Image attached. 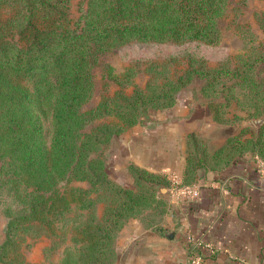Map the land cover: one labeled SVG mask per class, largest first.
I'll return each mask as SVG.
<instances>
[{
	"label": "trees",
	"instance_id": "16d2710c",
	"mask_svg": "<svg viewBox=\"0 0 264 264\" xmlns=\"http://www.w3.org/2000/svg\"><path fill=\"white\" fill-rule=\"evenodd\" d=\"M65 1L0 0V5H18V18L24 21L20 31L28 39L22 45L7 39L6 34L0 37V195L11 193L19 203L16 213L9 214L6 237L0 243V261L7 264H29L12 257L15 219H42L58 209L59 201L74 203L65 210L84 205L82 197L75 203L76 199L65 194L45 195L68 179H87L92 186L79 190L89 196L83 207L86 214L80 213L85 217L80 228L82 243L67 247L60 264H114V239L119 230L132 217L151 222L156 212L163 211L167 198L158 194L157 185L168 186L169 178L130 165L133 183L124 185L110 177L106 155L99 153L100 149L141 121L144 110L174 104L179 89L191 80L203 81L204 95L220 94L223 98L212 106L216 121L224 119V114H218L220 106L231 101L242 108L251 104L254 111H264V85L257 69L264 62L261 41L251 44L233 65L189 67L175 79L150 81L147 91L136 90L115 105L118 122L83 130L98 113L111 111L106 103L89 111L81 109L93 89L97 53L130 40L215 42L220 37L218 18L227 0H88L78 30L58 26L57 13L65 17ZM24 79L33 80V90ZM34 104L52 109L49 145ZM202 139L197 132L186 136L181 183H197L199 168L220 169L246 152L264 160V122L256 131L241 129L215 148L202 145ZM93 191L105 203L100 213L92 205ZM172 206L167 201V207Z\"/></svg>",
	"mask_w": 264,
	"mask_h": 264
},
{
	"label": "rangeland",
	"instance_id": "374dc122",
	"mask_svg": "<svg viewBox=\"0 0 264 264\" xmlns=\"http://www.w3.org/2000/svg\"><path fill=\"white\" fill-rule=\"evenodd\" d=\"M87 2L88 0H66L65 17L59 16L57 13L58 26L69 30L80 29ZM17 7L18 5L12 6V4L0 5V37L6 34L7 39L24 45L28 39L20 31L24 21L18 18ZM218 27L220 37L215 42H206L201 39L147 42L130 40L97 53L92 68L93 89L81 109L89 111L98 106L103 107L106 103L111 111L98 113L83 130L88 131L105 123L118 122L120 118L113 111L115 105L120 100L131 96L136 90L147 91L150 81L175 79L185 75L189 67L213 68L235 64L251 44L264 41V0H227L226 8L218 18ZM257 69L264 85V62L259 63ZM22 82L30 90H33L32 79H24ZM201 82L203 81L191 80L179 89L174 104L165 108H148L141 113V116L162 114L161 112L173 110L176 107L175 114H191L197 108L196 104L205 106V111L210 112L213 116L212 106L223 98L220 97V94L204 95L201 91ZM34 109L41 116L45 141L49 145L53 134L52 109L46 104L43 106L34 104ZM218 114H224V121H217L219 123L246 121L233 134L239 133L243 128H251L256 131L264 122L262 109L254 111L251 104L242 108L234 101L228 105H221ZM200 136L203 138L204 144L202 145L208 149L219 146L213 143L209 137L202 134ZM110 143L111 141L103 144L99 152L103 156L106 155L107 168H109L110 162L107 154ZM2 160L0 157V168ZM0 174L2 175L1 172ZM109 175L117 182L126 179L125 176H119L122 173L116 175L109 172ZM91 186V182L87 179H68L60 181L54 192H45V195L52 194L53 197L65 194L76 199L75 203L79 202L81 197L85 198L84 205L65 210L68 204L71 207L74 203L72 202L70 205L66 201H59L58 209L46 213L42 219H15L17 226L12 235L15 241V249L12 251L14 256L12 255V257L22 259L29 264H60L67 247L79 246L82 243L80 228L85 217L80 216V213L83 211V214H86V209L83 207L86 206L88 202L86 198L89 196L82 194L79 190L88 189ZM97 194L98 192L93 191L90 196L95 198L92 205L100 213L105 203L102 199H97ZM18 204L11 193L0 195V243L6 237L5 229L9 214L16 213ZM117 236L114 239V247ZM0 264L7 263L0 261Z\"/></svg>",
	"mask_w": 264,
	"mask_h": 264
},
{
	"label": "crops",
	"instance_id": "0c3cea01",
	"mask_svg": "<svg viewBox=\"0 0 264 264\" xmlns=\"http://www.w3.org/2000/svg\"><path fill=\"white\" fill-rule=\"evenodd\" d=\"M196 107L191 114H175L177 107L162 114H144L141 121L115 135L106 151L109 172L122 173L119 176L126 179L120 182L125 185L133 183L130 165L167 178L170 174L182 178L188 133L197 132L220 145L246 122L219 123L205 106ZM260 159L246 152L220 169L199 168L200 193L191 203L186 198L171 202L168 188L160 192L157 187L158 194L167 198L165 208L151 222L135 216L122 226L115 242L114 264H190L187 233L215 247L201 264H264ZM167 230L174 232L171 238L164 234Z\"/></svg>",
	"mask_w": 264,
	"mask_h": 264
},
{
	"label": "built area",
	"instance_id": "2783aa9c",
	"mask_svg": "<svg viewBox=\"0 0 264 264\" xmlns=\"http://www.w3.org/2000/svg\"><path fill=\"white\" fill-rule=\"evenodd\" d=\"M262 164L261 173L264 175V160L260 159ZM169 185L167 186L170 194V201L174 202L186 198L188 202H194L198 198L200 190L197 183H181V176L178 174L169 175ZM188 242V260L190 264H201L207 253L215 251V247L210 242L194 237L191 233L186 234Z\"/></svg>",
	"mask_w": 264,
	"mask_h": 264
},
{
	"label": "water",
	"instance_id": "95a60500",
	"mask_svg": "<svg viewBox=\"0 0 264 264\" xmlns=\"http://www.w3.org/2000/svg\"><path fill=\"white\" fill-rule=\"evenodd\" d=\"M157 187L159 188L160 192L167 191V187H165L163 185H157ZM164 234L167 237L171 238L173 236L174 232L172 230H167V231L164 232Z\"/></svg>",
	"mask_w": 264,
	"mask_h": 264
}]
</instances>
